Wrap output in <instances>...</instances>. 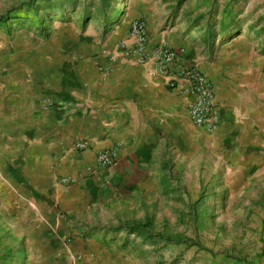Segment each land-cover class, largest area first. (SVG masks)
Here are the masks:
<instances>
[{
	"label": "crops",
	"instance_id": "crops-1",
	"mask_svg": "<svg viewBox=\"0 0 264 264\" xmlns=\"http://www.w3.org/2000/svg\"><path fill=\"white\" fill-rule=\"evenodd\" d=\"M149 25L152 46L167 37L170 45L184 47L183 60L198 64L214 82L222 107L214 132L192 121V96L167 87L162 76H150L135 60L110 61L90 45L28 41L19 45V53H0V176L7 183L0 201L4 197L9 211L18 210L21 240L32 233L52 248L47 250L51 260L56 244L73 230L82 234L90 225L93 234L101 233L91 221L92 210L163 190L171 155L183 163L191 151L209 145L236 159L240 152L234 150H243L241 160L247 162L246 150L264 141L262 99L260 112L254 95L231 76L239 61L231 51L216 56L206 41L200 48L178 32ZM31 48L38 53L31 55ZM107 149L117 153L115 168L97 162V154ZM111 233L101 234L107 239ZM84 242L77 235L74 252L65 248L64 255L85 250L92 259L86 264H118L109 245H102L106 254L101 256H107L99 261L94 246L88 249Z\"/></svg>",
	"mask_w": 264,
	"mask_h": 264
},
{
	"label": "rangeland",
	"instance_id": "rangeland-1",
	"mask_svg": "<svg viewBox=\"0 0 264 264\" xmlns=\"http://www.w3.org/2000/svg\"><path fill=\"white\" fill-rule=\"evenodd\" d=\"M14 8L21 9L20 14L7 17ZM137 18H144L149 30L152 21L160 30L198 42L200 48L206 41L216 56L231 51L239 60L230 68L231 76L243 91L254 95L261 112L264 0H0V48L4 49L0 53H19V45L28 41L74 48L90 45L96 55H104L128 40L130 25ZM51 52L47 49V57ZM37 53L31 48V55ZM248 149L247 162L237 148V159L209 145L191 151L183 163L174 153L165 166L169 178L163 190L91 211L99 232L112 231L109 238L93 234L90 225L82 228V234L73 230L56 244L53 260L47 254L52 248L37 242L32 233L21 240L16 231L20 214L9 211L2 197L0 264H86L91 258L85 250L64 255L77 235H83L88 249L94 246V260L107 256H101L106 254L102 245L107 244L115 250L112 256L118 264H264V141ZM6 184L0 176V189ZM124 224L138 225L145 233L129 234L130 227H121ZM159 233L171 234L175 240L152 237Z\"/></svg>",
	"mask_w": 264,
	"mask_h": 264
},
{
	"label": "built area",
	"instance_id": "built-area-1",
	"mask_svg": "<svg viewBox=\"0 0 264 264\" xmlns=\"http://www.w3.org/2000/svg\"><path fill=\"white\" fill-rule=\"evenodd\" d=\"M184 47H174L166 40L151 45L148 23L144 18L132 21L128 40L118 43L114 50L105 51L110 61L127 58L147 66L152 77L162 76L167 87L182 88L192 100L189 113L192 121L209 132H214L222 120V107L218 100L217 89L209 75L199 65L182 59ZM78 146H86L78 142ZM97 162L103 169L115 168L119 164L114 149L97 154ZM65 180L68 181L66 178Z\"/></svg>",
	"mask_w": 264,
	"mask_h": 264
},
{
	"label": "trees",
	"instance_id": "trees-1",
	"mask_svg": "<svg viewBox=\"0 0 264 264\" xmlns=\"http://www.w3.org/2000/svg\"><path fill=\"white\" fill-rule=\"evenodd\" d=\"M20 11H21V9L14 8L8 14H6V16L9 17V18L14 17V15H17V14L19 15ZM122 14L123 13H121V15ZM7 17H4L3 20H6ZM15 17H17V16H15ZM125 226L126 227H130L129 228V234L137 233L139 235H142L143 233H145V230H143V228L139 227L138 225H132V224L121 225V227H125ZM146 236H147V238L151 237L148 234H146ZM152 237H154V239L168 241L169 243H172L175 240V236H173L171 234H165V233H159L157 235H153ZM179 241H183V240H179ZM138 249L141 250L140 247H138Z\"/></svg>",
	"mask_w": 264,
	"mask_h": 264
}]
</instances>
